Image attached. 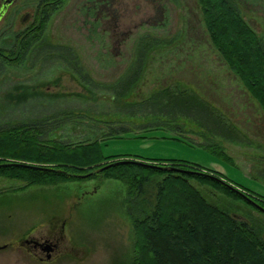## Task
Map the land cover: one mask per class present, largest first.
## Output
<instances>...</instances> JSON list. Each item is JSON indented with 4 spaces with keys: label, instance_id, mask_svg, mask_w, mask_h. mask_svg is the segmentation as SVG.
Returning a JSON list of instances; mask_svg holds the SVG:
<instances>
[{
    "label": "rangeland",
    "instance_id": "rangeland-1",
    "mask_svg": "<svg viewBox=\"0 0 264 264\" xmlns=\"http://www.w3.org/2000/svg\"><path fill=\"white\" fill-rule=\"evenodd\" d=\"M81 1L61 0L23 63L1 72L0 129L47 120L52 130L45 140L76 145L102 140L109 128H122L129 134L102 142V156L196 164L264 199V115L210 44L196 0H154L164 11L163 19L154 25L131 26L123 42L109 46L106 35L98 31L100 37L92 38L76 23ZM231 1L264 45V0ZM36 3L20 0L7 9L0 18V48L11 47L15 35L29 31ZM148 4L143 7L150 15ZM25 15L28 19L23 21ZM36 24L41 27L42 21ZM142 37L158 45L150 43L139 57L134 52ZM130 67L133 83L117 97L112 90ZM25 89L37 94L21 95ZM163 90L194 94L216 118L195 120L185 113L173 118L169 110L159 111L158 101L150 99ZM172 123L179 130L171 128ZM154 124L164 130L142 132ZM205 130H226L231 138L217 133L204 140L199 135ZM139 136L145 139H135ZM213 144L222 148L230 163L210 154L206 148ZM86 178L27 186L0 177V247H4L0 264H129L130 217L140 211L133 202L132 206L124 202L126 188L121 182ZM190 184L206 202L264 236L260 212L208 186ZM153 194L149 191L142 199L152 201ZM58 233V252L49 261H37L20 245L29 237Z\"/></svg>",
    "mask_w": 264,
    "mask_h": 264
},
{
    "label": "trees",
    "instance_id": "trees-1",
    "mask_svg": "<svg viewBox=\"0 0 264 264\" xmlns=\"http://www.w3.org/2000/svg\"><path fill=\"white\" fill-rule=\"evenodd\" d=\"M196 2L210 44L264 115L262 40L242 19L231 0ZM44 24H47L45 20H42L41 27L34 24L28 32L15 35L11 47L0 48V74L7 67L17 68L23 63L28 50L41 39ZM150 43L158 45L156 40L142 37L138 40L134 53L140 57ZM132 73L133 69L130 67L118 80L119 84L112 90L117 97L124 95L127 87L133 83ZM36 94L25 89L21 95L33 97ZM151 97L150 102L158 101L159 111L167 109L173 118L179 113L197 117L195 120L201 117L216 118L215 112L192 93L163 90ZM144 104L141 103L140 106L143 107ZM155 124L143 127L142 132L164 130ZM171 128L179 130L175 123L171 124ZM205 129L211 131L208 127ZM51 130L47 120L1 128L0 164L17 162L77 176L95 171L86 179L99 176L124 184V202L131 206L133 202L134 208L140 211L138 216L130 217L133 252L129 264H264V236H261L259 229L247 226L206 202L190 182L208 186L227 198L243 201L251 208L253 207L229 187L242 193L262 209L264 199L246 189L234 187L223 181L224 178L220 175H213L196 164L175 160L133 159L127 155L102 156L101 148L105 141L129 134V131L122 128H109L102 140L76 145L45 140ZM206 130L199 135L204 140L209 136L216 137L217 133L223 136L227 134L226 130H223L225 133ZM227 137L231 138V135L227 134ZM135 139L142 140L145 137ZM206 149L216 158L231 162L218 144ZM109 163L114 165L104 170L99 169ZM0 177L24 182L27 186L52 185L76 179L64 174L19 167H0ZM149 191L154 192L153 200L145 201L142 197Z\"/></svg>",
    "mask_w": 264,
    "mask_h": 264
},
{
    "label": "flooded vegetation",
    "instance_id": "flooded-vegetation-1",
    "mask_svg": "<svg viewBox=\"0 0 264 264\" xmlns=\"http://www.w3.org/2000/svg\"><path fill=\"white\" fill-rule=\"evenodd\" d=\"M19 1L12 0L6 6L5 12L10 6ZM60 2L61 0H37L30 24L34 26L42 20L47 23L55 11L58 10ZM146 4L150 5V15H148L149 9L143 7ZM163 13V9L154 4V0H83L75 10V21L80 23L82 29L84 28L92 38L96 37L98 39L100 37L96 34L98 31L103 36L106 35V40L102 36L101 40H105L109 46L110 43L123 42L130 35L131 26L136 27L137 24L154 25L160 22L164 17ZM26 19H28L27 15L23 17V21ZM108 54L110 53L108 52ZM59 240H61L60 233L57 235L49 234L48 237L23 239L20 245L27 247L32 257L37 261H49L50 257L58 252ZM47 254L48 257H46Z\"/></svg>",
    "mask_w": 264,
    "mask_h": 264
},
{
    "label": "water",
    "instance_id": "water-1",
    "mask_svg": "<svg viewBox=\"0 0 264 264\" xmlns=\"http://www.w3.org/2000/svg\"><path fill=\"white\" fill-rule=\"evenodd\" d=\"M11 2H12V0H4L2 2V4L0 5V18L2 17V15L5 12L6 6H8ZM115 164H117V163H115ZM112 165H114V164H110V165H107L105 167H102L100 170H104V169H106V168H108L109 166H112ZM141 165H145V164H141ZM0 167H19V168H25V169L38 170V171H48V172L64 174V175H67L69 177H73V178H76V179H83V178H86V177L90 176V174L89 175H82V176H75V175H71V174H68V173H65V172H61V171H58V170H54V169H50V168H45V167H40V166H33V165L17 163V162L3 163V164H0ZM149 167H153V166H149ZM229 189H231L234 193H236L239 197H241L245 202L249 203V205H251L254 209H256L260 213L264 214V209H262L259 206H257L249 198H247L242 193L238 192L237 190H235V189H233L231 187H229ZM3 248L4 247H0V249H3ZM49 250L50 249L48 248V251ZM48 256L49 255L47 254L46 257H48Z\"/></svg>",
    "mask_w": 264,
    "mask_h": 264
}]
</instances>
